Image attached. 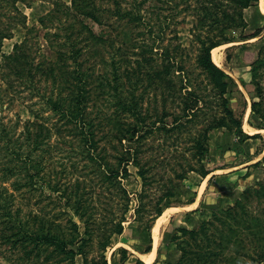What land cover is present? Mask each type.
<instances>
[{
	"label": "rangeland",
	"instance_id": "374dc122",
	"mask_svg": "<svg viewBox=\"0 0 264 264\" xmlns=\"http://www.w3.org/2000/svg\"><path fill=\"white\" fill-rule=\"evenodd\" d=\"M55 1L58 0H17L18 9H16L13 0H0V28L11 32L10 36L1 40L0 50V135L7 132V136H1L2 139H0V182L4 172L2 162L6 152L1 145L5 143V139L10 137L26 140L22 131L28 120H38L50 126V137L46 138L39 148L32 151V161H29L31 173L40 167L36 175V183H30L21 189L11 188V191L16 193V205L21 208L24 216L31 211L48 216L60 213L59 220L63 221L62 227L66 229L65 234L69 238L74 235L69 219L78 222L80 231L83 232L85 218H88L94 231L92 240L86 246L90 249L89 258L91 260L95 257L96 260L101 261L100 241L113 224L123 216L124 196L119 190L105 186L108 183L103 182L92 161L87 157V148L83 145L81 135L69 130L73 126L66 121L65 116L60 112L54 113L53 109L47 106L43 95L22 84L16 76L13 75L12 80L7 82L2 74L5 54L12 52L14 44L23 41L26 37L36 60L46 59L48 62H56L57 49L61 48L70 52L73 46L71 40L65 38L64 30L57 25H62L64 28L74 17L67 19L61 10H56L62 20L53 16L46 18L43 23L40 21L41 16L49 17L53 9L57 7ZM60 1L71 4V0ZM138 1H142L143 4H139ZM121 2L128 7L140 8L148 24L134 23L127 17L111 12L110 9L116 5L112 0H96L101 7L110 6V9L104 8L100 11L101 21L91 17H81V19L83 18L84 22L94 29L97 36L91 38L87 36L88 34L74 35L83 38L82 41H78V45L83 47V55L79 56V60L84 61L83 67L90 72L88 87L91 90V96L88 99L86 112L96 123H99L98 127L101 125L97 134L98 149L107 152V158L112 161L115 160L116 152L111 146L110 136L107 135L110 123L104 124L98 120H101L104 112L114 113L117 109L114 103L115 96L109 92L113 90L101 80L112 78V61L114 60L120 65L125 93H129L132 89L137 71L141 67L147 70L143 76H140L142 79L138 83L136 92L142 94L143 109L150 115L148 121L160 117L163 109L166 108L169 115L165 119L171 122L173 114L182 111L183 101L187 98L183 94V91H187L186 88L180 89L185 76L182 72L174 71L172 80L175 86L168 88L166 82L161 83L158 77L150 80L148 72L153 71L154 67L161 68L162 47L169 46L171 50L176 51L175 46L180 44L176 55L184 64L188 89L206 98L211 110L218 109L215 101L216 88L207 73L197 63L200 42L195 38L194 31H200L196 27V21L201 0H136V2L121 0ZM73 15H75L74 12ZM244 15L247 20L246 26L228 29L227 34L232 39L218 45V53L222 58L221 60L219 57L215 58L219 63L214 60L236 82L228 95L230 106L236 115L242 117L244 133L227 127H216L211 130L210 154L206 160L210 173L206 178L199 176L196 171L188 174L186 179L176 177L170 165L171 163L172 166L177 165L176 162L178 163L180 158H177V155L174 157L171 153L169 143L173 141L172 138H167L165 133L164 136H160L164 138V141L158 139L160 133L148 138L144 159L149 156L152 162L159 165L153 169L154 179L143 185L138 167L134 163L129 164L130 174L122 181L131 194L130 208L125 213L123 231L112 233L110 243L105 249L108 264H167L168 261L177 260L181 255L177 242L190 240L189 233L181 231V227L185 226L189 229L198 227L201 220L209 217L214 209L232 204L235 199L242 196L247 187H258V182L264 183V119L254 114L251 109V101L255 94L251 65L264 47V0L246 7ZM149 24L151 27L148 26ZM79 26L78 23L76 29ZM46 31H58V34H50L48 38ZM201 33L202 35L208 33L207 26ZM96 46L100 47V53L94 50ZM213 50L215 49H212L214 59ZM143 54L144 57L153 58V65L145 61V58L143 59ZM69 63H71L70 67L75 65L71 57ZM37 78L36 85L41 87V91L48 92L52 89L51 78L47 79L40 73L37 74ZM202 117L204 118V115ZM198 125L201 126L202 123ZM245 133L257 134L255 137H246ZM187 142L185 139L184 146ZM27 147L24 143L22 149L26 151ZM19 160L22 161V159ZM37 161H40L39 165L34 167L33 164ZM28 175L24 167L16 174L18 178L23 177L24 180L29 178ZM169 178H173L175 182L176 194L171 197L173 211L158 227V238L155 241L156 252L153 260L148 262L141 253L150 242V233H154L153 239H155V226L164 213L153 221L149 231H141L145 220L141 225V222L135 218V208L140 191L144 189V219L150 217L157 203L162 202L159 198L163 190L171 184ZM14 179H16L15 176L10 177L5 183L12 187L11 182ZM48 182L59 185L61 190L66 189L67 196L58 191L54 192L48 186ZM77 191L81 192L82 198L85 199L81 203L84 216L78 215L72 208L64 205V201L70 199V196L72 202H75L79 195ZM249 194L252 208L263 211V197L253 192ZM191 200L197 202L192 206H186L185 202ZM166 210L164 209L163 212ZM0 247L2 248L0 264H26L21 261L19 252L13 253L5 246ZM122 247L127 248V258L124 261L121 260ZM139 257L144 263L138 262ZM77 260L79 264H84L81 255L77 256Z\"/></svg>",
	"mask_w": 264,
	"mask_h": 264
},
{
	"label": "trees",
	"instance_id": "16d2710c",
	"mask_svg": "<svg viewBox=\"0 0 264 264\" xmlns=\"http://www.w3.org/2000/svg\"><path fill=\"white\" fill-rule=\"evenodd\" d=\"M112 1L116 5L110 9V6L101 7L96 3V0H71V4L58 0L55 1L57 7L53 11L51 10L49 17H40L42 23L46 21V18L53 16H57L59 20H62L56 10H61V13L67 19L74 17L64 26L66 30L62 25H57L64 30L65 38L70 39L73 46L69 53L61 48L57 49L56 62H48L46 59L36 60L27 37L21 42H16L12 52L5 54L2 74L7 82L12 80L13 75L16 76L22 84L43 95L47 106L53 109L54 113L60 112L61 115L65 116L66 121L73 126L69 130L76 131L81 135L83 145L87 148V157L92 161L103 182L108 183L105 186H111L119 190L125 198L123 216L113 224L110 231L100 241L101 261L96 260L95 257L91 260L89 258L90 249L86 246L92 240L94 231L88 218H85V231L83 232L80 231L78 222L69 219L74 234L69 238L65 234L66 229L62 227L63 221L59 220L60 213L48 216L31 211L24 216L21 208L16 205V193L11 191V188L21 189L30 183H36V175L40 167H37L34 173L30 172L31 153L39 148L42 142L49 138L51 134L50 126L38 120H28L22 131L26 140L7 137L5 143L1 145L4 146L6 152L5 159L2 162L4 172L0 182V246L9 248L7 250L13 253L19 252L21 261L26 264H79L77 260L79 255L82 256L84 264H108L105 249L110 243L112 233L123 231L125 227L123 221L126 219L125 213L130 208L131 194L122 181L130 174L129 164L134 163L138 167L143 185L151 182L154 177L153 172H155L153 169L159 165V163L152 162L149 156L144 159V153L147 150V146H145L148 142L147 139L153 137L154 134L160 133L158 139L163 141L164 138H160V136H164V133L167 138H172L173 141L169 143L171 153L174 157L177 155V158L180 159H178V163L176 162L177 165L167 164L175 171L176 177L186 179L191 170L197 171L201 175H206L210 171L206 166V160L210 154L209 140L213 128H235L238 132L244 133L242 117L236 115L230 106L228 95L236 82L223 67L214 61L212 49H216L222 42L232 39L227 34L228 29L246 26L247 20L245 19L244 9L259 0H201L196 21V27L200 31H194L195 38L199 39L200 42L197 63L207 73L216 88L215 101L218 109L216 111L211 110L206 98L198 95L194 90L188 89L186 85L188 78L185 75L184 64L176 55V51L181 46L180 44L175 46L176 51L171 50L169 46L162 47L161 68L154 67L153 71L148 72L150 80L158 77L161 83L166 82L168 88L175 86V82L172 80L174 71L182 72L185 76V79H182L184 82L181 83L180 89L184 90L186 88L187 91H183V94L187 98L183 101L182 111L173 114L174 117L171 122L165 119L169 115L166 108L163 109V114L160 117L148 121L150 115L143 109L142 94L136 92L139 86L138 83L142 79L140 76H143L147 70H143L141 67L137 71L132 89L129 93H125L120 65L114 60L112 61V78L101 80L103 84L108 85L113 90L109 92L115 96L114 103L117 109L114 110V113H111V111L104 112V115L100 118L101 120H98L104 124L110 123L107 135L110 136L111 146L116 154H113L114 161L108 159L107 152L98 149L99 139L97 134L101 125L98 127L99 123H96L93 117H90L86 112L88 99L91 96V90L88 87L90 72L83 67L84 61L79 60L83 55V47L78 45V41H82L83 38L74 35L84 36L88 34V37L95 38L97 35L94 29L87 25L81 17H91L100 22V11L104 8L110 9L111 12L119 16L127 17L129 21L134 23L148 24L145 22L140 8L123 5L121 0ZM16 2L17 0H13V5L18 9ZM138 3L143 4L142 1H138ZM73 12L76 16L73 15ZM78 23L80 26L76 29ZM205 26H207L208 33L202 35L201 31ZM53 33L56 35L58 31H46L45 34L48 37ZM10 35L11 32L0 28V50L1 40ZM94 50L98 53L101 52L100 47L97 46ZM70 57L75 63L73 67H70ZM144 58L145 61L153 65V58L144 57L143 54ZM251 72L252 83L255 86L251 109L254 114L263 120L264 47L252 62ZM38 73L47 79H52L53 86L50 91H41V87L36 85ZM124 115L126 116L123 117ZM130 117L133 119H129ZM200 122L202 123L201 126L198 125ZM6 134L7 132L2 133L0 139H2L1 136H7ZM245 134L246 137H255L257 133ZM185 139L188 142L184 146ZM24 143L28 146L26 151L22 149ZM39 162L37 161L33 166H38ZM22 167L26 168L27 174H29V178L26 180L23 177H20V179L16 176L18 170ZM13 176L16 179L11 182V187L5 182ZM169 182L171 184L165 187L159 198L162 202L157 203L154 213L147 219H144L145 192L144 189L140 191L138 204L135 208V218L141 222V225L145 220L144 225L141 226V231H149L153 221L164 213L166 207H171V197L176 193L174 179L169 178ZM258 184V187H247L242 196L235 199L232 204L214 209L209 217L201 220L198 227L191 229L185 226L181 227V231L189 233L190 240L177 242L181 255L177 260L168 261L167 264H264V210H254L252 208L251 195L249 194V192H253L264 199V183L258 182ZM48 186L54 192L58 191L67 196L66 189L61 190L62 188L59 185L48 182ZM77 193L79 195L74 203L70 196V199L64 201V205L72 208L78 215L84 216V211H81V203L85 199L82 198L81 192L77 191ZM151 241L152 238L143 251L151 249ZM0 250H2L1 247ZM121 251H123L121 260L124 261L127 258V248L122 247ZM138 262L144 263L140 258H138Z\"/></svg>",
	"mask_w": 264,
	"mask_h": 264
},
{
	"label": "bare ground",
	"instance_id": "6f19581e",
	"mask_svg": "<svg viewBox=\"0 0 264 264\" xmlns=\"http://www.w3.org/2000/svg\"><path fill=\"white\" fill-rule=\"evenodd\" d=\"M218 49H219V47H217V48L213 51L214 60L217 61V63H219V62H218V60H216L215 58H218V57H219L220 60H221V58H222V56L218 53ZM172 211H173L172 208L167 209V210L164 212V214L159 218L158 223H157V225L155 226V241H156L157 238H158V235H157V233H158V227L161 225V223H162L163 221L167 220L168 215H170V213H171ZM171 214H172V213H171ZM155 243H156V242H155ZM154 255H155V252L153 251V252H152L151 254H149L148 256H145V259H146L147 261H152L153 258H154Z\"/></svg>",
	"mask_w": 264,
	"mask_h": 264
},
{
	"label": "crops",
	"instance_id": "0c3cea01",
	"mask_svg": "<svg viewBox=\"0 0 264 264\" xmlns=\"http://www.w3.org/2000/svg\"><path fill=\"white\" fill-rule=\"evenodd\" d=\"M191 172H195L194 170H191V171H189V173L188 174H190ZM197 172V171H196ZM198 173V175L199 176H201V177H205L206 178V176L210 173V171L206 174V175H201L199 172H197ZM197 201L196 200H191V201H189V202H185V205L186 206H192L193 204H195ZM171 206V205H170ZM169 207V206H168ZM167 208V207H166ZM165 208V209H166ZM169 208H172V207H169ZM159 220V219H158ZM150 239L152 238V241H151V244H152V247H151V249L150 250H148V251H143L142 253H141V255L143 256V257H145V256H148L149 254H151L153 251L154 252H156V243H155V239H153V237H154V233L152 234V233H150ZM153 245H155V246H153ZM150 251V252H149ZM146 252H148V253H146ZM140 258V257H139ZM141 259V258H140ZM148 262H151V261H148Z\"/></svg>",
	"mask_w": 264,
	"mask_h": 264
}]
</instances>
